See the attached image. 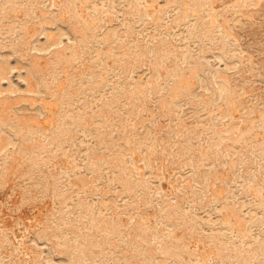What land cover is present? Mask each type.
<instances>
[{"label":"rangeland","instance_id":"obj_1","mask_svg":"<svg viewBox=\"0 0 264 264\" xmlns=\"http://www.w3.org/2000/svg\"><path fill=\"white\" fill-rule=\"evenodd\" d=\"M0 264H264V0H0Z\"/></svg>","mask_w":264,"mask_h":264}]
</instances>
